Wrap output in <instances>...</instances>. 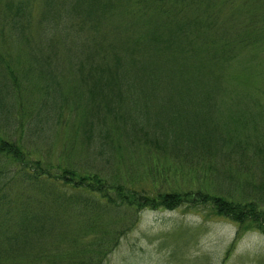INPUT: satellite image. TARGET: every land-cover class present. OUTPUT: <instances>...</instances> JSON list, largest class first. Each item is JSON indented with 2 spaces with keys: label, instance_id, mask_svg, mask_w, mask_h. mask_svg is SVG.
I'll list each match as a JSON object with an SVG mask.
<instances>
[{
  "label": "rangeland",
  "instance_id": "rangeland-1",
  "mask_svg": "<svg viewBox=\"0 0 264 264\" xmlns=\"http://www.w3.org/2000/svg\"><path fill=\"white\" fill-rule=\"evenodd\" d=\"M27 1L31 2L30 12L33 11L28 39L14 34L0 11V55L14 67V74L21 83L11 95L4 92L0 95V137L20 144L26 157L40 159L43 165L53 166L54 172L59 162L75 166L80 172H96L110 189L122 186L123 194L132 200L141 194L154 195L175 189H203L240 200L258 196L257 190L264 188V0H211L208 13L216 21V28H207L197 40L206 43L205 46L201 47L200 42L192 44L194 59L189 63L182 61L186 65L183 72L178 71L173 76L168 73L166 77L169 82L200 73L211 82L217 79L220 84V88L212 89V123H216L224 137V152L206 158L175 153L171 134L163 135L157 124L154 113L160 109V103L155 104L153 98L147 103H138L135 96L124 100L126 94L119 96V89H91L90 74L98 76L99 73L88 65L76 73L72 66L70 75L68 47H75L70 46L68 38L64 40L65 32L56 31L52 35L53 51H56L53 62L65 73V77H61L62 89H58L59 93L45 89V80L31 58V46L38 42L44 0ZM91 1L83 0V7L76 10L77 0H59L57 8L63 14L62 23L79 24ZM137 1L100 0L101 4L110 3L109 9L99 17L98 14L92 16L102 21L98 28L110 29L124 24L135 36L144 27L160 28L170 16L156 8L136 9L134 15H129ZM208 13L201 15L208 16ZM184 14L201 16L191 8ZM230 36L237 37L238 41L233 40L229 46ZM246 37L250 39L244 40ZM194 38L196 36L190 34V40L184 42L193 43ZM109 40L107 38L102 47H109ZM206 47L218 49L216 59L204 52ZM157 56L152 64L162 77L170 66L164 65L161 69L158 62L162 60ZM179 56L175 54L174 60ZM113 59L104 58L103 66L107 68L115 62ZM98 62L99 59H94L91 66ZM135 63L142 76L139 80L145 85L144 77L149 69H140V61ZM0 73L2 86L11 76L3 66ZM85 75L90 78L89 87H82ZM206 78H201L200 85L194 83V89L189 91L167 89V86L145 91L155 92L162 98L177 95L178 90L197 96L206 88ZM150 86H153L152 81ZM189 104L187 108L195 111L197 106ZM191 116H195V112ZM156 138H168L170 142L158 144ZM1 166L5 176L2 181L10 180L17 163L1 155L0 169ZM14 187L15 183L12 191L17 190ZM129 209L132 207L126 206L125 211ZM135 213L137 223L103 264H264V233L253 227L241 228L230 218L217 214L210 204H183L175 209L145 207L142 211L135 207L132 214ZM78 220L80 218L72 219L74 227ZM238 232L242 234L235 241Z\"/></svg>",
  "mask_w": 264,
  "mask_h": 264
},
{
  "label": "trees",
  "instance_id": "trees-1",
  "mask_svg": "<svg viewBox=\"0 0 264 264\" xmlns=\"http://www.w3.org/2000/svg\"><path fill=\"white\" fill-rule=\"evenodd\" d=\"M212 1L138 0L136 8L130 11L129 15H134L136 9L144 8L147 11L156 8V11L170 16L161 24V29L157 26L144 27V30L135 36L124 27V24L106 28L107 30L98 28L102 21L95 20L92 15L101 16L102 12L109 9L108 2L101 4L100 0H92L85 10V17L79 19V24L74 23L71 26L62 23L63 14L57 8L60 5L59 0H44L45 9L41 14L38 42L37 45L31 46V58L39 75L45 80L44 88L59 93L58 89H62V78L65 77V73H61L57 67L58 61L57 64L53 62L56 51H53L55 39L52 35L56 31L65 32L64 40L68 38L70 46L75 47L67 46L71 53L68 55L71 57L68 62L70 75L73 71L70 69L72 66L76 73L79 72V68L84 70L88 65L99 73L98 76L90 74L93 78L91 89L110 91L119 89V96L126 94L124 100L135 96L138 103L139 101L147 103L152 98L154 103H160L158 106L160 109L154 114L163 135L171 134L170 139H173L175 153L184 152L187 157L197 155L201 158L221 154L224 152V137L216 123H212L214 111L212 89L220 88L217 79L216 82H211L208 76L206 78L203 74L196 73L189 77L183 76L181 80L172 79L169 82L166 80L168 73L173 76L178 71L183 72L182 69L186 65L182 61L189 63L194 59L192 44L200 42L197 40L204 30L216 28V21L208 13ZM30 3L27 0L18 2L0 0L3 19L9 21L13 33L23 39L28 36L27 29L33 15V11L30 12L29 9ZM82 7L83 0H77L76 10ZM190 8L200 15L207 12L208 16L185 15ZM182 12L183 15L180 16ZM190 34L196 38L193 43H186L190 40ZM107 38L110 39L107 44L109 47H102ZM247 39L250 38L246 37L244 40ZM227 40L229 46L233 40L238 41L237 37L233 36ZM200 43L201 47L206 45ZM64 44L66 45V41ZM172 50L176 51L170 54ZM204 52L213 59L218 56V49L206 47ZM175 54H180L176 60L173 58ZM156 56L162 60L158 62L161 69L165 68L164 65L170 66L168 72H163L162 77L152 64ZM110 57H114L115 62H111L105 68L102 61ZM96 58L99 62L91 66ZM137 61H140V69H149V73L144 77V81L147 80V83L144 82L145 85L139 80L142 76L138 74L139 68L135 63ZM0 66L7 68L11 76L2 86L0 79V88L7 89L5 91L0 89V95L2 92L10 94L12 90L19 89L21 83L14 74V67L1 55ZM201 78L207 79V86L202 90L203 93L200 92L197 96L178 90L177 95L169 94L162 98L155 92L145 91L165 86L167 89L189 91L194 89L192 88L194 83L196 85L203 83ZM83 80L82 87H89L90 78L85 75ZM151 81L153 86H150ZM78 87L76 85V88ZM140 89L141 91H138ZM207 90L209 91L205 92ZM139 92L142 95H139ZM189 103L197 106L195 111L187 108ZM55 106L53 103V111L56 110ZM194 112L195 116H191ZM170 139L156 138V141L158 144H164L169 143ZM1 155L17 163V169H13L14 176L8 181H2L5 178L4 169L2 166L0 169V179L3 177L0 180V264H103L107 256L116 250L122 238L137 223L136 213L132 214L135 207L142 211L145 207L175 209L183 204L195 206L206 203L210 204L217 214L230 218L241 228L253 227L264 233L262 187L256 192L258 196L245 200L203 189L196 191L175 189L154 195L141 194L132 200L123 194L122 186L110 189L96 172H80L75 166L64 165L61 162L54 172L53 166L50 168L43 165L40 159L26 157L20 144L4 137H0ZM14 183V189L17 190L12 191L11 186ZM129 203L131 204L128 205ZM126 206L132 209L126 212ZM77 218L80 220L74 227L72 219ZM128 222L131 224L128 225ZM241 234L242 232L237 233L235 241L239 240Z\"/></svg>",
  "mask_w": 264,
  "mask_h": 264
}]
</instances>
